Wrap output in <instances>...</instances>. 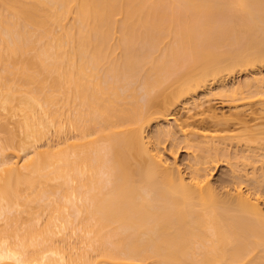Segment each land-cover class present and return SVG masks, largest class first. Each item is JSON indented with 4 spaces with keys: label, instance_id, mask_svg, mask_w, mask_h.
Wrapping results in <instances>:
<instances>
[{
    "label": "bare ground",
    "instance_id": "bare-ground-1",
    "mask_svg": "<svg viewBox=\"0 0 264 264\" xmlns=\"http://www.w3.org/2000/svg\"><path fill=\"white\" fill-rule=\"evenodd\" d=\"M262 60L264 0H0V264H264V202L210 180L229 127L146 133L220 81L242 128L263 114L245 137L263 150L264 74L223 81Z\"/></svg>",
    "mask_w": 264,
    "mask_h": 264
},
{
    "label": "rangeland",
    "instance_id": "rangeland-1",
    "mask_svg": "<svg viewBox=\"0 0 264 264\" xmlns=\"http://www.w3.org/2000/svg\"><path fill=\"white\" fill-rule=\"evenodd\" d=\"M260 73L264 74V64L259 65L258 67H255V68H247L245 70L236 71L235 73H233V75L224 77L223 81H224V84H226L227 86H229L231 84L237 85L240 82H243L246 79L250 78L251 76L256 75V74H260ZM219 84H221L220 81H217L214 83L213 82L209 83L207 87H203V88L199 89L198 91H196L193 95L187 97L186 99H183L182 103H180L178 106H175L176 108L175 107L173 108L174 110L171 109V112H173L171 114L174 117L173 120H171L172 119L171 118L167 123L162 122L161 120H158L156 122L153 121V123H151L149 125L148 129L146 130L147 136L151 139L157 137L156 136V135H158V134H156V132H158L157 130H159L161 127H164V125H166L168 123L174 125V121H176V120H177L178 124H185V123L190 124V127L188 128L189 131L190 130L194 131V129H195V131H196V129H200V130H204V131H210V129L212 130L213 128H215V126L222 127L223 130L226 131L227 128L224 129V127H229L227 129L228 131L223 132V133H225V135L231 136L233 139V140L231 139L230 142L227 143V146H225L226 152L229 153V155H231V156L226 157V156L218 155L216 157L215 161L213 162V164L208 169L210 174H211L210 180H211L212 184L214 186H216L217 190L220 192H223L226 189H227V191L228 190L233 191L232 188H234L235 186L237 187V185L239 183L240 184L243 183L241 185L239 184V187L240 186L245 187V188L241 187L243 189V191L248 192L247 188H249L250 193H254V194L258 193V195L261 198V201L264 202V183H258L256 185H254V184H251V182L250 183L247 182V180H246V177H248V178L251 177L250 175L252 174V172H255V174H257V177L259 175H262V172H264V149L263 150H256L255 148H256L258 142H256V141L247 142L246 138H245V137L252 136L253 131L256 130V127H253V125H252L255 122L251 121V120L256 115L260 116L263 114L261 112L258 113V111L256 110V109H259L257 107V101L255 100L256 103H255V101H251L255 98L251 99L250 100L251 102H248V103L250 106H253V107H251V110L254 109L257 111V113H256V115H255V113L251 114V115H254L253 118L251 119V117H250L251 115L248 116V114L245 112L247 117H245L246 116L245 115L244 118H243V116H242V118L245 120L249 119V121L246 120V122L248 121L247 123H249V124L246 125V123H244V125L245 126L249 125V127L251 126V128H250L251 131L249 129L242 128L243 126L241 125L240 122H238L240 119L236 120L235 118H232V115H230V114L232 112L234 113L236 108L242 109L243 108L242 106L248 105V104L247 103L244 104L243 101L242 102L239 101L237 103L236 102L235 103H229V102H227V99L224 97L223 98L218 97L217 99L215 98L214 101L211 100L213 98H210L208 96L209 95L208 93L212 90H213L212 92H216L217 90H219V88H220ZM192 102H195V103H192ZM192 104H194L195 106L198 105V107L196 108ZM243 109L244 110L248 109V107L244 106ZM203 110L206 111V115H203L200 113V112H203ZM207 110H209V111H207ZM248 110H250V109H248ZM197 111L198 112L200 111L199 113L202 116ZM205 111L203 113H205ZM210 111L213 114H216L217 116L218 115H220V116L224 115V117L222 119H224L226 117V119H225L226 123L225 124L219 123L221 121L220 120L221 117L219 119H216V120H212V118H209L212 115ZM249 112L251 113V111H248V113ZM243 119H242V121H243ZM260 122L264 123V120L262 119V121H260ZM1 123H4V122L1 121ZM237 123H240V125H238ZM9 128L11 129L13 127L11 125H9ZM262 128L264 129V126ZM159 137H160V135H159ZM260 137L264 138V134ZM262 143L264 144V141H262ZM248 146H250L252 149L250 150L248 148ZM158 148L160 149V152H161V154L165 160L172 162L174 159H176L179 168L182 170L185 167V165L188 163V161L191 163L193 162L194 148H192V147L187 148L181 138L174 141V140H171L169 138L161 136V143H160V145H158ZM249 152L255 153L257 155L256 158H254L251 161L252 163L249 166L244 167L240 163H238L237 166L233 164V161H234L233 158L234 157H239V156L243 155L242 153H249ZM187 172H188V170H185L184 174ZM259 178H260L259 180H261V177H259ZM237 182H239V183L237 184ZM224 192H226V191H224Z\"/></svg>",
    "mask_w": 264,
    "mask_h": 264
},
{
    "label": "snow or ice",
    "instance_id": "snow-or-ice-1",
    "mask_svg": "<svg viewBox=\"0 0 264 264\" xmlns=\"http://www.w3.org/2000/svg\"><path fill=\"white\" fill-rule=\"evenodd\" d=\"M4 7H5V8H11V7H13V6H12V5H8V4H5ZM262 63H264V60H262ZM2 259H3V256L0 255V260H2Z\"/></svg>",
    "mask_w": 264,
    "mask_h": 264
}]
</instances>
